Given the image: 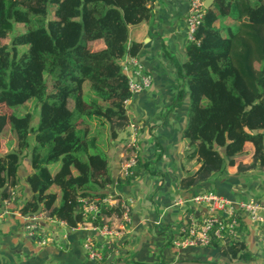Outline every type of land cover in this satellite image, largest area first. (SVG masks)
Here are the masks:
<instances>
[{"label":"trees","instance_id":"obj_1","mask_svg":"<svg viewBox=\"0 0 264 264\" xmlns=\"http://www.w3.org/2000/svg\"><path fill=\"white\" fill-rule=\"evenodd\" d=\"M153 1L0 0V131L10 124L16 139V148L3 153L0 137V209L12 199L27 156L31 196L20 214L43 212L70 228L122 217L118 195L112 206L96 202L92 220L82 216L79 200L106 196L112 183L109 157L98 145L101 128L107 123L114 138L127 124L124 101L132 95L121 60L138 55L140 43L128 41V27L150 19ZM15 25L25 29L15 32ZM195 38L178 70L189 91L185 159L198 165L180 178L181 189L227 165L235 174L264 170V0H216L204 9ZM96 40L104 47L92 50ZM32 98L35 125L33 112L14 110ZM138 168L146 169L139 159ZM239 227L247 234L241 219ZM208 248H217L226 264H260L244 240Z\"/></svg>","mask_w":264,"mask_h":264},{"label":"crops","instance_id":"obj_2","mask_svg":"<svg viewBox=\"0 0 264 264\" xmlns=\"http://www.w3.org/2000/svg\"><path fill=\"white\" fill-rule=\"evenodd\" d=\"M151 9L149 20L128 27V41L140 43L135 57L151 73V86L127 101L126 126L112 138L106 123L101 138L102 148L109 157L112 178L105 193L118 195L130 204L128 231L122 236H102L92 224L60 229L43 212L20 214L19 207L31 196L25 177L32 169L26 156L18 168L13 199L3 208L8 212L0 220V264H114L118 261L158 264L180 260L226 263L217 248L214 251L202 248V252L198 247L176 249L172 246V238L176 237L182 224L185 200L207 189H215L232 201L254 200L264 204V170L260 169L235 174L236 168L227 165L205 182L188 189L179 187L180 178L192 173L198 165L196 159H185L191 147L182 137L187 122L189 91L181 79L178 65L186 60L188 2L154 0ZM220 23L223 22L217 21L216 25ZM89 45L92 50L104 47L102 40ZM134 136L140 146L138 159L145 163L146 169L140 171L137 166L128 179L121 173V163L131 154L126 143ZM52 190L57 191V188L53 186ZM242 215L247 226L243 240L255 261L264 264L260 229ZM32 219L47 232H53V241L60 239L62 233L67 235L66 239L58 244L52 241L37 247L25 230L26 223ZM106 221L116 228L121 219ZM87 238L102 253L103 259L99 263L90 259L82 247ZM166 246L171 247L172 252L165 260L162 251Z\"/></svg>","mask_w":264,"mask_h":264},{"label":"built area","instance_id":"obj_3","mask_svg":"<svg viewBox=\"0 0 264 264\" xmlns=\"http://www.w3.org/2000/svg\"><path fill=\"white\" fill-rule=\"evenodd\" d=\"M187 2L185 38L188 43H191L197 41L195 33L203 18L205 7L203 0H187ZM121 65L123 73L127 76L131 95L143 92L151 86V73L144 69L142 63L135 56L124 57L121 60ZM128 100L129 98L124 103L126 104ZM126 146L131 150V154L127 160L121 163V173L125 178H130L138 166L137 154L140 146L135 136L126 143ZM79 201L82 203V216L92 220L96 218L99 212V204L96 202L112 206L117 200L106 194L102 198H95L91 201L85 198H81ZM9 203L10 200L5 202L0 209V220L4 216L3 214L8 212L3 208ZM120 206L123 213L119 227L114 228L106 224L95 226L102 236H122L128 231L131 220L130 204L125 199H121ZM242 213L260 229L258 231L260 232L259 238L264 246V204L254 200L232 201L213 190L198 193L189 200H185L182 224L176 237L172 238V246L176 249L220 247L233 241L243 240L245 233L239 227V220L243 221ZM48 219L60 229L68 226L63 220L53 217H48ZM85 224L91 223L86 221L82 225L86 226ZM25 230L37 247L45 246L53 241V232H47L35 219L26 223ZM66 237L67 235L62 233L60 239L53 242L55 244L61 243ZM82 247L90 259H94L98 263L102 261V253L92 244L90 238L82 243Z\"/></svg>","mask_w":264,"mask_h":264},{"label":"rangeland","instance_id":"obj_4","mask_svg":"<svg viewBox=\"0 0 264 264\" xmlns=\"http://www.w3.org/2000/svg\"><path fill=\"white\" fill-rule=\"evenodd\" d=\"M25 28H23L22 26H18L15 25V32H19L24 30ZM84 92V99H89L91 98V93L89 92V83L86 81L85 82V88L83 89ZM36 99L32 98L30 99L28 102H26L23 105H20L18 107H16L15 113H19V114H23L26 112H33L34 115H36L33 119L32 125H35V122H37V115H38V109H37V105H36ZM3 109L1 108L0 111H2ZM101 130L105 131L104 129L101 128ZM98 135V132H97ZM0 137H1V147H2V152L5 153L9 150H14L16 148V139H15V135L13 133V131L11 130V126L10 124H7L4 129L2 131H0ZM101 139L99 140V146L103 147V144L101 143ZM103 149V148H102ZM104 150V149H103ZM27 158V157H26ZM29 160V158H28ZM59 166V160L54 162L53 164H51V169H57V167ZM212 247V246H211ZM204 249H211L212 251H214L216 248H204ZM202 252V248L200 249ZM172 252V248L169 246H166L162 253L163 256L165 257V260L167 259V257L170 255V253ZM182 257V256H181ZM234 263V262H233Z\"/></svg>","mask_w":264,"mask_h":264},{"label":"water","instance_id":"obj_5","mask_svg":"<svg viewBox=\"0 0 264 264\" xmlns=\"http://www.w3.org/2000/svg\"><path fill=\"white\" fill-rule=\"evenodd\" d=\"M215 1L216 0H203V5L205 8H209L214 4ZM114 264H133V263H128L125 261H118V262H115ZM158 264H226V263H223V262H203V261H196V260H180V261H176L173 263L162 262V263H158Z\"/></svg>","mask_w":264,"mask_h":264}]
</instances>
